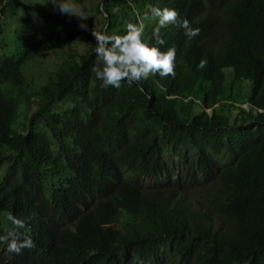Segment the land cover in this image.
<instances>
[{"label": "trees", "instance_id": "1", "mask_svg": "<svg viewBox=\"0 0 264 264\" xmlns=\"http://www.w3.org/2000/svg\"><path fill=\"white\" fill-rule=\"evenodd\" d=\"M151 6L200 29L187 40L159 28L175 75L101 87L92 31L110 20L123 35L139 16L153 43ZM97 11L101 29L45 31L17 57L0 49V235L11 213L35 242L18 254L0 243V264H264V0H101ZM66 49L34 92L26 65Z\"/></svg>", "mask_w": 264, "mask_h": 264}, {"label": "clouds", "instance_id": "2", "mask_svg": "<svg viewBox=\"0 0 264 264\" xmlns=\"http://www.w3.org/2000/svg\"><path fill=\"white\" fill-rule=\"evenodd\" d=\"M53 5H58L60 12L68 13L62 0H51ZM143 18L154 20V42L149 43L144 38L145 24L139 16L136 22L126 21L124 34H108L102 31H92L95 40V54L101 61L99 66L94 65L92 72L101 82V87L112 86L119 88L123 80L129 86L146 78L149 73L159 76H174V59L176 49L174 46L161 50L164 40L159 36V28L168 24L178 25L183 29V35L187 40L199 34L198 27H192L189 21L178 19L175 8L151 6L143 13ZM85 27V25H81ZM205 61L201 60L197 68H203ZM7 220L15 226L6 235H0V243L6 242L5 251L8 253H20L24 248H32L35 242L25 229V221L8 214Z\"/></svg>", "mask_w": 264, "mask_h": 264}, {"label": "rangeland", "instance_id": "3", "mask_svg": "<svg viewBox=\"0 0 264 264\" xmlns=\"http://www.w3.org/2000/svg\"><path fill=\"white\" fill-rule=\"evenodd\" d=\"M8 6L0 14L3 35L0 37V49L7 55L21 54L29 45L33 36L56 29H101L98 24L104 20V14L97 11L101 0H62L68 13H62L58 5L51 0H7ZM3 6H0V9ZM85 27H81V25ZM97 25V26H96ZM80 50L87 44L76 47ZM70 49L55 50L35 57L26 65V78L35 85L34 92L44 86L51 75L55 73L68 59ZM249 89L251 83L248 82ZM23 109L15 128L25 121ZM23 120V121H22ZM20 126V127H21Z\"/></svg>", "mask_w": 264, "mask_h": 264}, {"label": "bare ground", "instance_id": "4", "mask_svg": "<svg viewBox=\"0 0 264 264\" xmlns=\"http://www.w3.org/2000/svg\"><path fill=\"white\" fill-rule=\"evenodd\" d=\"M75 60V59H74ZM52 82V81H51ZM25 84V83H24ZM65 84V83H64ZM27 95V94H26ZM164 98V97H163ZM1 105V104H0ZM82 109V108H81ZM221 112V111H220ZM8 115V114H7ZM39 118V117H38ZM119 120V119H118ZM36 122V121H35ZM17 126V125H16ZM264 127V126H263ZM7 142V141H6ZM49 142V141H48ZM95 144V143H94ZM104 146V145H103ZM153 148V147H152ZM264 149V148H263ZM222 150V149H221ZM67 151V150H66ZM94 151V150H93ZM248 151V150H247ZM256 159V158H255ZM98 164V163H97ZM260 164V163H259ZM228 165V164H227ZM252 165V164H251ZM202 167V166H201ZM252 167V166H251ZM261 170V169H260ZM56 176V175H55ZM7 182V181H5ZM49 183V182H48ZM26 186V185H25ZM43 190V189H42ZM196 190V189H195ZM98 196V195H97ZM94 205V204H93ZM138 208V207H137ZM154 221V220H153ZM160 222V221H159ZM61 225V224H60ZM167 226V225H166ZM124 241V240H123ZM30 253V252H29ZM54 254V253H53ZM70 260V259H69Z\"/></svg>", "mask_w": 264, "mask_h": 264}, {"label": "water", "instance_id": "5", "mask_svg": "<svg viewBox=\"0 0 264 264\" xmlns=\"http://www.w3.org/2000/svg\"><path fill=\"white\" fill-rule=\"evenodd\" d=\"M101 7H102V8H105V6H104L103 3L101 4ZM110 24H111V21L109 20V22H108V26H107V28L105 29V32H106V33H108V27L110 26Z\"/></svg>", "mask_w": 264, "mask_h": 264}]
</instances>
